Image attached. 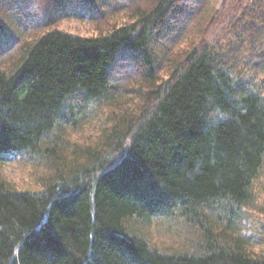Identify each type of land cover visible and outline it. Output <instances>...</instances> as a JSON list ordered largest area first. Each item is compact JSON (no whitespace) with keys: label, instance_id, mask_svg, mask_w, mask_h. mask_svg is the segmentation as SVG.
Segmentation results:
<instances>
[{"label":"trees","instance_id":"16d2710c","mask_svg":"<svg viewBox=\"0 0 264 264\" xmlns=\"http://www.w3.org/2000/svg\"><path fill=\"white\" fill-rule=\"evenodd\" d=\"M9 154L0 264H264V0H0Z\"/></svg>","mask_w":264,"mask_h":264},{"label":"rangeland","instance_id":"374dc122","mask_svg":"<svg viewBox=\"0 0 264 264\" xmlns=\"http://www.w3.org/2000/svg\"><path fill=\"white\" fill-rule=\"evenodd\" d=\"M61 29L68 30L83 35L94 34L95 30L85 21H80L75 18L62 19L59 24ZM1 173L3 177L12 183L18 189H34L37 187V182L33 174V167L20 160V157L9 154L5 159L0 161ZM261 183V182H260ZM261 190H264V185L257 184ZM246 229L254 238L253 249L255 252H264V198L263 195H256L253 205L248 210Z\"/></svg>","mask_w":264,"mask_h":264}]
</instances>
